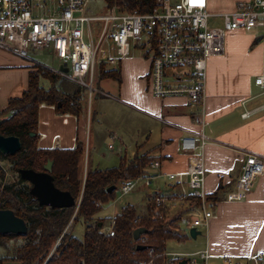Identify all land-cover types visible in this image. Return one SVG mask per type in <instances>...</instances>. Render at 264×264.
Returning <instances> with one entry per match:
<instances>
[{
  "label": "crops",
  "instance_id": "crops-1",
  "mask_svg": "<svg viewBox=\"0 0 264 264\" xmlns=\"http://www.w3.org/2000/svg\"><path fill=\"white\" fill-rule=\"evenodd\" d=\"M236 1L225 0L224 6H220L219 0H209V9L212 13L229 12L234 8ZM85 13L88 14L86 8ZM109 13L131 12L112 8L109 9ZM98 23L101 22L92 24L93 29L97 30L102 25V23L97 25ZM262 35V30L258 28L237 29L226 34L223 53L207 58L203 105L191 101L186 94H170L161 97L153 95L150 69L154 50L150 46L148 49L145 48L144 41L141 39L135 40H141L140 44L144 47L147 62L141 57L140 59L130 57V52L124 58L111 53L114 59L111 62L108 61L109 66L107 62H99L96 66L94 78L96 91L93 92L90 100L87 90L83 88L88 104L94 99L98 101L113 97L122 106H131L134 112L147 118L148 121L142 126L145 131V135L142 136L144 140L139 138L134 140L135 151L129 159L144 153L155 157L154 160L160 162V168L149 167L146 174L142 176H152L151 183L161 178L167 182V187L162 192L160 190L153 192L155 190L150 188L151 185L147 186L148 202L154 195L163 196L161 203L165 212L169 214L174 211L173 215L165 221L174 220L171 223L172 229L180 235L187 236L181 240L191 237L189 234L191 228H195L199 234L202 229L205 236L198 238L197 234L193 240L183 243L184 246H181L177 253H171L185 255L206 249L211 255L209 262L220 260L226 264L224 257H245L257 251L264 252V173L255 180L253 189L246 199L239 201L225 199L226 193L234 189L235 180L240 174L246 153H256L264 161V87L254 83L255 76L260 73L263 60L264 38ZM137 43H133V46ZM108 44L110 42L106 43ZM108 50L110 51L109 47ZM30 60L31 58H21L0 49V112L6 109L10 98L20 97L28 88L29 75L35 70V67L30 65ZM60 65H62L61 61ZM100 66L115 69L117 78L100 77ZM177 68L181 69L164 74L166 87L178 88L191 82L190 68ZM49 69L53 72L57 70ZM105 80L117 82L119 91L116 97L104 90L102 82ZM45 82L47 86L42 85L49 87L50 82L48 80ZM129 82L134 84L126 87ZM92 110L93 119L96 109ZM198 113H203L207 121L204 127L198 126L193 121V115ZM84 123L82 113L79 116L61 114L53 105L39 106L37 146L70 149L77 143H81L83 153L80 173L83 183L86 177L83 154L84 150L87 153L88 142H90L89 135L84 136ZM197 132H202L209 138L204 148L198 149L196 154L201 157L205 169L203 190L207 196L206 206L211 216L206 226L193 227L190 226L193 219H203L201 199L191 195L186 175L169 179L167 174L183 173L187 170L189 155L181 150L180 141L182 137ZM110 135L113 139L115 138V133L111 132ZM121 146L119 152L126 150L125 145ZM113 148L114 146H111L110 149ZM122 159H126V156H122ZM87 163L89 164L86 159V172L89 168ZM189 196L198 198V205ZM78 200L75 201L76 204ZM158 216L162 218V214ZM181 222L188 229V233L187 230L182 231ZM166 242L163 251L165 260L170 258ZM181 259L179 264L185 258ZM236 264H248V262L243 260Z\"/></svg>",
  "mask_w": 264,
  "mask_h": 264
},
{
  "label": "built area",
  "instance_id": "built-area-1",
  "mask_svg": "<svg viewBox=\"0 0 264 264\" xmlns=\"http://www.w3.org/2000/svg\"><path fill=\"white\" fill-rule=\"evenodd\" d=\"M84 3L85 0H5L4 8L0 9V49L28 59L30 51L50 48L67 68V72L58 69L54 72L85 88L90 100L96 91L93 83L97 64L114 59L104 45L112 43L117 56L124 58L130 52V40L142 39L148 48L150 46L154 50L150 69L153 95L186 94L191 101L203 105L207 58L223 53L226 34L237 29L258 28L262 30L264 38V0H237L232 10L224 13H212L209 0H156V8L147 14L106 15L86 14ZM213 17L220 19L219 25L210 21ZM94 22H101L102 25L95 30L92 27ZM86 35L89 44L85 41ZM262 47L261 70L255 76L254 83L264 87V42ZM169 67H189L191 82L178 88L166 87L164 71ZM193 121L200 127L207 124L203 113L193 115ZM208 141L209 138L202 132L182 137L180 148L189 155L187 170L167 174L169 179L186 175L191 195L201 199L203 219H193L190 222L193 227L206 226L211 216L203 190L205 169L201 157L196 154ZM149 167L159 169L160 162L153 160ZM263 173V158L256 153H246L234 189L226 193L225 199H246L255 180ZM85 174L86 155L84 176ZM151 178L152 176H139L135 179H144L147 187L152 184ZM131 187L129 183L123 184L122 193H126ZM161 197L154 195V202L161 203ZM154 217L156 216H152ZM109 234H113L112 229ZM159 256L165 257V253L162 252ZM210 256L206 249L185 255L172 253L165 264H174L182 257L185 258H182L186 261L185 264H207ZM155 258L156 256H152L139 264H157ZM224 258L226 264L241 263L243 260L248 264H264L263 251L245 257Z\"/></svg>",
  "mask_w": 264,
  "mask_h": 264
},
{
  "label": "trees",
  "instance_id": "trees-1",
  "mask_svg": "<svg viewBox=\"0 0 264 264\" xmlns=\"http://www.w3.org/2000/svg\"><path fill=\"white\" fill-rule=\"evenodd\" d=\"M103 1L108 9L138 14L150 13L156 6L155 0ZM36 66L38 69L29 75L28 88L20 97L10 98L6 109L0 112V134L16 136L21 142L20 150L14 154L0 153V160L7 159L16 173L26 168L42 171L43 166L52 161L50 173L54 185L69 191L75 201L79 200L74 207L51 208L38 203L29 193L30 184L19 174L11 183H1L0 209H10L22 218L27 231L23 235L0 233V264L8 261L20 264H139L152 256H156L155 263L165 264L164 256H159L165 249V242L187 236L172 229L174 220L165 221L162 203L150 200L141 215L132 205H125L113 216L107 231L102 230L101 218L92 220L101 205L114 197L117 184L146 174L155 157L144 153L122 159L115 167L103 170L89 167L83 183L81 143L70 149L37 146L39 106L53 105L58 113L79 116L83 112V87L47 67ZM99 74L103 78H117L118 75L115 69L104 66H100ZM42 80H48L50 86L44 87ZM111 186L114 188L108 191ZM189 197L198 205V198ZM80 218L86 222L82 239L70 231L72 222ZM137 227H144L147 232L134 239L133 230ZM140 245L144 248L137 249Z\"/></svg>",
  "mask_w": 264,
  "mask_h": 264
},
{
  "label": "rangeland",
  "instance_id": "rangeland-1",
  "mask_svg": "<svg viewBox=\"0 0 264 264\" xmlns=\"http://www.w3.org/2000/svg\"><path fill=\"white\" fill-rule=\"evenodd\" d=\"M218 2V1H217ZM218 4L220 6H224L225 0H219ZM5 6V0H0V9H3ZM84 6L86 8V12L88 14L94 15H103L109 13V9L106 7V4L103 0H85ZM210 21H215L216 24H220L219 18H210ZM98 23L97 25H100ZM142 40V39H141ZM141 40L137 41L135 39L130 40V44H132L130 49V57H135L140 59V57L147 62L144 56V47L148 49L146 45L142 46ZM85 41L89 44V38L85 37ZM139 42V43H137ZM133 43H137L136 46H133ZM105 47H109L110 51L109 54L117 55L116 48L113 44L104 45ZM111 54V55H112ZM30 58L35 63L43 65L45 67L51 69H59L60 61L54 56L52 50L50 48H46L43 50H32L30 51ZM30 65L35 67V70L38 69L36 66L37 64H33L32 61ZM107 62V66H109V62ZM98 66V65H97ZM146 69L143 68V71ZM181 68H173L169 67L166 68L164 73H172L174 70L179 71ZM137 80V79H136ZM42 84L47 86L45 80H42ZM94 84V83H93ZM134 84V82L127 83L126 87H130ZM95 86V85H94ZM102 86L105 91L112 94L114 97L118 94V84L116 81L113 80H105L102 82ZM161 97V96H160ZM92 109H96L95 118L92 119ZM82 117L85 120L84 123V136L85 134L89 135L90 142L89 149L87 153L84 150V155H86L87 162H89V167L92 169H105L110 167H115L119 165L121 157L126 156V159H129L135 151V139H142V136L145 135V131L142 128L144 123L148 120L141 114H137L134 112V109L131 106L124 107L119 102H117L113 97H109L107 99L98 100L94 99L88 104L86 96L83 98V112ZM134 125V129L133 128ZM111 132L115 133V138L113 139L110 135ZM125 132V134H123ZM121 135V137H119ZM122 138V139H120ZM122 142V143H121ZM84 144V143H83ZM111 146H114L113 149H110ZM121 145H125L127 148L126 150L119 152V148L122 147ZM89 151V152H88ZM83 163V162H82ZM19 173L14 172L10 168V162L5 160H0V184L1 183H11L13 180L16 179ZM129 183L132 185L131 189L126 192L122 193L121 187L125 183ZM126 182H120L117 184L116 189L114 191V197L109 201L103 203L100 209L97 211L96 214L93 215L92 220L96 218H101L103 225L102 230L107 231L111 227L112 218L113 216L120 211L122 207L125 205H132L135 207L136 212L138 215L145 213L146 205L149 201V194L147 187L145 186L144 179L136 180H129ZM30 184V183H29ZM31 186V185H30ZM167 187V182L165 179H156L151 184L150 188L152 190H164ZM160 192V193H161ZM174 212V211H173ZM172 213L167 214L165 219L168 220V217L173 215ZM85 220L80 218L75 222H72L70 226L71 233L82 239L84 236L85 231ZM101 223V222H99ZM182 231L188 229L185 228L183 222H181ZM199 237L204 236V232L202 229L200 230V234L197 235ZM205 237V236H204ZM187 240H176V239H169L166 242V248L169 251V255L171 257V252H178L181 246H184L183 243L187 241L193 240V238L188 237ZM178 258V257H177ZM4 264H20L16 261H8L4 262ZM207 264H224L223 261L220 260H212L208 261Z\"/></svg>",
  "mask_w": 264,
  "mask_h": 264
},
{
  "label": "water",
  "instance_id": "water-1",
  "mask_svg": "<svg viewBox=\"0 0 264 264\" xmlns=\"http://www.w3.org/2000/svg\"><path fill=\"white\" fill-rule=\"evenodd\" d=\"M65 64L60 65L59 70L67 72ZM1 121V119H0ZM21 148V142L16 136H3L0 134V153L14 154ZM52 161H48L42 171H35L33 169H20V177L30 183L29 193L35 197L40 205L48 206L51 208H68L75 206V199L69 191L57 188L53 183V177L50 173ZM114 186L108 188L111 191ZM153 192H156L153 191ZM99 226L101 223L98 224ZM27 231L25 221L16 216L10 209H0V233H13L23 235ZM147 232L144 227H137L133 230V238L136 239L140 234ZM190 236L194 238L199 231L191 228ZM144 246H138L137 249H143ZM182 260L180 264H185Z\"/></svg>",
  "mask_w": 264,
  "mask_h": 264
}]
</instances>
